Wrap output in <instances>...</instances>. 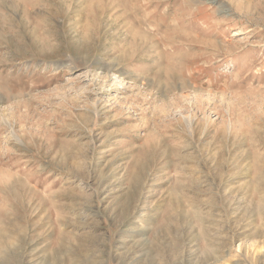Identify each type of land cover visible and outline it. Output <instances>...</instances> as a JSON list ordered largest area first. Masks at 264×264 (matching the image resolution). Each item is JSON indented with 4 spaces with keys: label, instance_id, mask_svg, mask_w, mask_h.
I'll list each match as a JSON object with an SVG mask.
<instances>
[{
    "label": "rangeland",
    "instance_id": "rangeland-1",
    "mask_svg": "<svg viewBox=\"0 0 264 264\" xmlns=\"http://www.w3.org/2000/svg\"><path fill=\"white\" fill-rule=\"evenodd\" d=\"M0 264H264V0H0Z\"/></svg>",
    "mask_w": 264,
    "mask_h": 264
}]
</instances>
